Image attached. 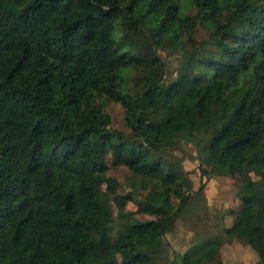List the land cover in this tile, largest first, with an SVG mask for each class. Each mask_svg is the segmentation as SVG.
Wrapping results in <instances>:
<instances>
[{
    "label": "trees",
    "instance_id": "1",
    "mask_svg": "<svg viewBox=\"0 0 264 264\" xmlns=\"http://www.w3.org/2000/svg\"><path fill=\"white\" fill-rule=\"evenodd\" d=\"M190 4L0 0V264H172L169 227L206 202L187 155L203 177H239L240 207L181 262L237 241L264 264V0ZM112 166L131 172L128 192Z\"/></svg>",
    "mask_w": 264,
    "mask_h": 264
},
{
    "label": "rangeland",
    "instance_id": "2",
    "mask_svg": "<svg viewBox=\"0 0 264 264\" xmlns=\"http://www.w3.org/2000/svg\"><path fill=\"white\" fill-rule=\"evenodd\" d=\"M193 11V6L190 4V0H180V12L182 15H185L187 13H190ZM168 65H171L172 63H175V58L171 57L168 58ZM108 111L110 112L112 119H113V125L121 129L125 132L128 131L126 125H125V115H124V109L123 107L114 101H109L108 103ZM161 111V112H160ZM221 108H216L214 109V113L211 116V118L208 119L207 122V128L208 131L214 132L216 131L222 124L221 121ZM163 116V110H160L158 108L156 112V118H161ZM185 149L191 153L194 157L197 155V151H195L194 147L192 145H186ZM163 156L171 158L173 161L180 163L182 160V153L176 152V153H164ZM183 166L188 171V177L194 178L196 184H195V189L194 192L197 191L199 185L201 183H204L201 181L203 176H201L200 168H199V162L198 160H194L190 158V156H186L183 158ZM192 171V173H190ZM109 174L114 176L119 182L120 185L118 187V192L119 193H126L130 190V187L127 185L126 178L127 176L131 175V172L129 169L125 167H111L109 170ZM234 178V177H232ZM237 180L238 186L240 185V178L235 177ZM205 190V189H204ZM195 200V203L191 202L188 204L186 209L182 211V213H179V215L176 217L178 220L176 222H173V225L169 227L168 233L166 234V238H168L170 241L173 242L174 244V257H173V263L172 264H183L181 262V256L183 255V250H186L188 246L184 245L181 248L180 244V239H177V233L182 237V239L186 238L185 234H188L189 231L196 230V228H202L200 226H207V223H210L212 219L208 222L207 219L205 221L200 220L201 213H198L199 211H205L207 213V210L204 209L202 204L197 203L196 200H199L196 198L193 199ZM178 202V200H176ZM137 205L134 202H129L127 204V209L128 210H136ZM113 211L116 213L117 208L115 205H113ZM139 218L145 220V219H150L153 218L151 216L147 215H138ZM216 220V219H214ZM173 226H175V230H173ZM216 226L212 225V230H206V233L208 235H215L217 234L215 229ZM188 229V230H187ZM193 236V234H192ZM204 237V234H203ZM202 237H197L195 238L192 242L198 241ZM192 244V243H191ZM190 244V245H191ZM189 245V246H190ZM258 258V253L247 247L246 245L239 243L237 241L233 242L232 244H226L222 247V249L219 251V253L212 259V264H244L245 262L248 261H256Z\"/></svg>",
    "mask_w": 264,
    "mask_h": 264
},
{
    "label": "crops",
    "instance_id": "3",
    "mask_svg": "<svg viewBox=\"0 0 264 264\" xmlns=\"http://www.w3.org/2000/svg\"><path fill=\"white\" fill-rule=\"evenodd\" d=\"M201 181L205 183L204 192L206 196V202L202 201V204L207 210V213L205 211H199L198 213H201L200 215H202L200 220L205 221L207 219L208 221V218H210L212 219L210 221L211 226H231L234 221V216L231 214V212L232 210H237L240 207V200L237 196V191L239 187L237 180L235 179V177L232 178L228 176H213L210 178L205 177ZM194 198L195 197H193V199ZM196 201L197 203L201 204L200 200ZM176 220L178 219L176 218L175 222ZM172 228L173 230H175V226H173ZM185 235L186 238L182 239L179 233H177V239H180L181 246H189L191 243V245L201 243L204 238L201 228H196V230L189 231V233ZM199 236L202 238L193 243L192 241ZM180 249H182V247Z\"/></svg>",
    "mask_w": 264,
    "mask_h": 264
},
{
    "label": "built area",
    "instance_id": "4",
    "mask_svg": "<svg viewBox=\"0 0 264 264\" xmlns=\"http://www.w3.org/2000/svg\"><path fill=\"white\" fill-rule=\"evenodd\" d=\"M244 264H255V262H253V261H248V262H245Z\"/></svg>",
    "mask_w": 264,
    "mask_h": 264
}]
</instances>
